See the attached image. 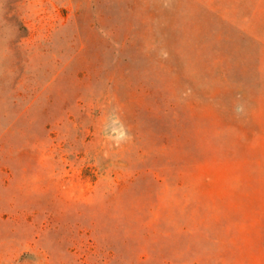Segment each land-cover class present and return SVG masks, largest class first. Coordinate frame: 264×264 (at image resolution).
Returning a JSON list of instances; mask_svg holds the SVG:
<instances>
[{"label": "rangeland", "instance_id": "obj_1", "mask_svg": "<svg viewBox=\"0 0 264 264\" xmlns=\"http://www.w3.org/2000/svg\"><path fill=\"white\" fill-rule=\"evenodd\" d=\"M0 264H264V0H0Z\"/></svg>", "mask_w": 264, "mask_h": 264}]
</instances>
